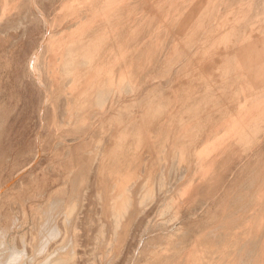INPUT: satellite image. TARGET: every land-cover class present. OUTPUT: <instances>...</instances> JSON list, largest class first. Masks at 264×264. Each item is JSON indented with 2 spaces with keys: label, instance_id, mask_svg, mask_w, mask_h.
I'll list each match as a JSON object with an SVG mask.
<instances>
[{
  "label": "rangeland",
  "instance_id": "374dc122",
  "mask_svg": "<svg viewBox=\"0 0 264 264\" xmlns=\"http://www.w3.org/2000/svg\"><path fill=\"white\" fill-rule=\"evenodd\" d=\"M0 110L26 261L264 264V0H0Z\"/></svg>",
  "mask_w": 264,
  "mask_h": 264
},
{
  "label": "bare ground",
  "instance_id": "6f19581e",
  "mask_svg": "<svg viewBox=\"0 0 264 264\" xmlns=\"http://www.w3.org/2000/svg\"><path fill=\"white\" fill-rule=\"evenodd\" d=\"M35 2V0H33ZM35 6H37L35 4ZM34 6V8H35ZM38 9V8H37ZM36 10V9H35ZM40 14L44 17V20L46 21L47 23V31H46V34L43 38V41L41 42L40 44V47H37V49L33 52L31 58L29 59V64L31 66V70L33 71L32 73L37 74L39 71L37 69V63L39 61H41V51L42 49H44L47 44L46 42L47 41H50L49 43H51V46H52V43L54 41V33H53V30L50 29L52 26L51 24L49 23V21L46 19L44 13L42 11H40ZM201 41V40H200ZM45 42V46L43 45ZM216 45V44H215ZM47 48V47H46ZM261 54V53H260ZM259 54V56H260ZM39 66V65H38ZM39 77V76H38ZM122 88V87H121ZM252 170V169H251ZM246 171V170H245ZM251 186V185H250ZM248 187V186H247ZM0 193H1V190H0ZM234 195V194H233ZM166 201V200H165ZM244 201V200H243ZM54 202V201H53ZM59 202V201H58ZM232 203V202H231ZM130 204L127 202L125 204H123L122 208L119 207V205H116L114 204L113 208H114V217H115V221H116V226L118 227L120 225V222H121V219L124 215V213L127 212L128 208H129ZM249 206V205H248ZM242 208V207H241ZM249 208V207H248ZM73 210V209H72ZM237 210V209H236ZM240 211V210H238ZM73 211H71L72 213ZM161 212V211H160ZM259 213V212H258ZM70 215V214H69ZM246 215V214H245ZM250 215V214H249ZM71 217V216H70ZM248 217V216H247ZM250 217V216H249ZM70 220V219H68ZM68 223V221H67ZM44 224V223H43ZM55 224V223H54ZM53 224V227L51 228V231L53 232V236L57 237V236H61V234L63 233V236H64V233L66 235V231L62 232V230L59 229V227H57L56 225ZM251 224V223H250ZM35 226V225H34ZM227 227V226H226ZM34 228V227H33ZM236 228V227H235ZM43 228H39V229H35L33 232H34V236H33V239L31 242L28 241V239L26 238V236L23 234L22 235V240L24 245H26V247L30 246L31 244V249L34 253L33 257L30 258V259H34V258H38V257H41L42 256V261L40 262H36V261H26L27 259V254L24 251L21 250L20 247H17L15 246V243L13 242V247H12V250H11V253H3L2 250L6 249V248H9L8 246V240H7V234L6 232L0 230V264H46L47 260L50 258V254H47V251H50L51 250V247H49V244L51 243L49 239H46L47 236H44L43 234ZM57 229H59L57 231ZM238 229V228H237ZM33 230V229H32ZM244 230V229H243ZM259 230V229H258ZM45 231V230H44ZM58 232V233H57ZM252 232V231H251ZM256 232V231H255ZM225 234V233H224ZM252 234V233H251ZM263 234V233H262ZM261 234V235H262ZM248 236V235H247ZM251 236V235H250ZM239 237V236H238ZM255 237V236H254ZM54 238V237H53ZM51 238V239H53ZM15 237H13V241H14ZM237 239V238H236ZM255 239V238H254ZM257 240V239H256ZM254 241V240H253ZM238 242V241H237ZM234 243V242H233ZM250 243V242H249ZM260 243V241H259ZM234 245V244H233ZM256 245V244H255ZM22 247V249H23ZM254 247V246H253ZM25 248V247H24ZM255 248V247H254ZM245 249V248H244ZM248 249V248H247ZM259 249V248H258ZM10 250V249H9ZM8 250V252H9ZM21 250V251H20ZM59 250V249H56V251ZM6 251V250H5ZM235 253V252H234ZM136 254V253H135ZM30 254L28 253V256ZM52 255V254H51ZM73 257H70L69 258V262H66L64 260H66L68 257L64 258V257H59L61 259V262L60 263H55V264H70L73 259L75 258L76 256V252L73 251L72 255ZM26 257V258H25ZM49 257V258H47ZM246 257V256H245ZM47 258V260H46ZM250 262H251V259H250Z\"/></svg>",
  "mask_w": 264,
  "mask_h": 264
},
{
  "label": "crops",
  "instance_id": "0c3cea01",
  "mask_svg": "<svg viewBox=\"0 0 264 264\" xmlns=\"http://www.w3.org/2000/svg\"><path fill=\"white\" fill-rule=\"evenodd\" d=\"M45 15V14H44ZM43 17V16H42ZM46 17V16H45ZM44 18V17H43ZM47 19V18H46ZM46 31H47V28H46ZM46 31H45V33H44V36H45V34H46ZM54 33V39H55V31L53 32ZM44 36L42 37V39H41V41H40V43H39V45L37 46V47H40V44H41V42L43 41V38H44ZM37 49V48H36ZM35 49V50H36ZM43 50L44 49H42V50H40L41 51V58L43 59ZM33 54V53H32ZM32 56V55H31ZM31 56H30V58H31ZM70 57H76V55L74 56H72V54L70 55ZM29 58V59H30ZM43 63V62H42ZM44 66L46 67L47 66V69H48V72L51 74V75H55V72L52 70V72H51V69L49 68L50 67V65L48 64V62L47 63H44ZM0 116H2V114H1V110H0Z\"/></svg>",
  "mask_w": 264,
  "mask_h": 264
}]
</instances>
